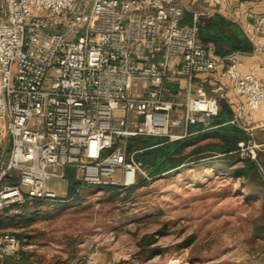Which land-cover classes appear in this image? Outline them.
Listing matches in <instances>:
<instances>
[{"label":"built area","instance_id":"1","mask_svg":"<svg viewBox=\"0 0 264 264\" xmlns=\"http://www.w3.org/2000/svg\"><path fill=\"white\" fill-rule=\"evenodd\" d=\"M189 1L0 0V213L57 199L47 181L66 167L76 191L125 189L139 172L148 179L126 139L175 141L216 127L219 97L197 77L220 67L232 95L227 123L246 135L234 151L256 158L264 76L243 70L239 52L220 55L201 40L204 12L183 22ZM262 34L264 17L247 32L252 55L264 51ZM21 249V238L0 232V257Z\"/></svg>","mask_w":264,"mask_h":264},{"label":"rangeland","instance_id":"2","mask_svg":"<svg viewBox=\"0 0 264 264\" xmlns=\"http://www.w3.org/2000/svg\"><path fill=\"white\" fill-rule=\"evenodd\" d=\"M207 131L203 144L216 140L213 129ZM158 137L137 135L126 142L135 149ZM260 140L264 134L254 139L255 159L240 151L199 159L149 176L131 191L87 186L70 198L68 178L50 176L47 187L58 200L7 211L15 218L0 232L21 238L22 251L42 264H264V235L254 230L264 224ZM244 158L257 162L256 179L231 174Z\"/></svg>","mask_w":264,"mask_h":264},{"label":"trees","instance_id":"3","mask_svg":"<svg viewBox=\"0 0 264 264\" xmlns=\"http://www.w3.org/2000/svg\"><path fill=\"white\" fill-rule=\"evenodd\" d=\"M191 17V13L185 11L183 22H190ZM199 36L204 42H212L215 45L216 52L220 55L232 52H250L252 50V44L241 27L219 14L211 16L201 15L199 17ZM219 105L220 112L213 118L214 124L217 125L212 128L214 138H216L215 141H208L203 144L202 141L209 135H207L208 131H200L175 141H167L165 137H158L157 140L144 142L135 149L128 147V150H138L135 153V158L145 163L144 165L147 164L149 176L168 173L170 170L183 166L188 162H198L197 160L199 159L218 156L223 158L230 157V154H233L237 147V142L246 135L240 128L227 123L232 116V109L226 101L220 98ZM198 129H200L198 126L191 127V131ZM237 162L240 163L233 164L234 166L230 171L232 175L247 179H256L258 177V165L256 161L244 158ZM64 176L69 180L67 196L72 198L76 195V188L78 186L76 170L66 167L64 168ZM146 182H148L146 178H141L137 184ZM105 187L118 190L120 188L114 186ZM134 187L135 185L126 187L125 189L126 191H131ZM56 200L58 198L54 200H34L31 203L21 205L20 208L26 211L28 204H34L35 206L40 203H49L48 201ZM6 212L0 213V228L15 218ZM261 219L264 221V215L261 216ZM254 230L264 235V224L259 227L254 226ZM151 236V234L147 235V237ZM152 240L149 239L147 243H151ZM4 258L0 259L1 264H42L39 263L38 259H34L33 255L26 254L22 249L19 251L18 257Z\"/></svg>","mask_w":264,"mask_h":264},{"label":"crops","instance_id":"4","mask_svg":"<svg viewBox=\"0 0 264 264\" xmlns=\"http://www.w3.org/2000/svg\"><path fill=\"white\" fill-rule=\"evenodd\" d=\"M186 11L191 13L192 17L198 11H203L204 14L202 15L206 16L219 14L237 23L247 36L248 30H252V25L257 19L264 17V0H221L219 2L212 0H191L188 3V9ZM192 17L190 22L187 23L192 22ZM261 41L264 43V34L261 35ZM239 56L243 62V70L249 67H255L257 73L264 76V51L254 55L249 52H239ZM221 70L220 67L211 73L200 74L197 79L202 81L204 88L209 94L225 100L230 106L232 95L229 90L228 79L221 75ZM262 134H264V102L254 112V136ZM259 143H264V140H260Z\"/></svg>","mask_w":264,"mask_h":264},{"label":"water","instance_id":"5","mask_svg":"<svg viewBox=\"0 0 264 264\" xmlns=\"http://www.w3.org/2000/svg\"><path fill=\"white\" fill-rule=\"evenodd\" d=\"M166 85L171 87L172 90H175V88H176V83L175 82L174 83L167 82Z\"/></svg>","mask_w":264,"mask_h":264}]
</instances>
